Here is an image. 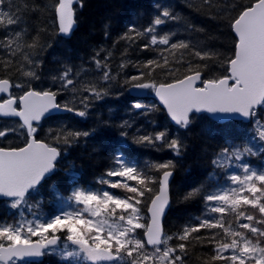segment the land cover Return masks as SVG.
Listing matches in <instances>:
<instances>
[{"label": "snow or ice", "instance_id": "1", "mask_svg": "<svg viewBox=\"0 0 264 264\" xmlns=\"http://www.w3.org/2000/svg\"><path fill=\"white\" fill-rule=\"evenodd\" d=\"M79 2L57 0V35H71L76 24L74 4ZM203 3L209 5L210 0ZM155 7L158 14L146 27L129 24L114 42V46L119 41L127 45L115 71L113 52L101 47L90 57L94 69L63 64L48 78L49 86L43 87L37 83L43 76L41 53L51 45L42 42L39 33L29 39L25 27L10 30L24 24V13L36 6L27 0H0V31L5 33L0 38V93L7 94L0 97V140L9 135L23 140V146H0V199L16 217L0 218V264H26L25 258L47 253L57 254L64 264H188L197 245L211 249L202 264H264V0L225 3L220 9H241L229 20L236 39L227 57L191 40L173 42L174 31L161 34L160 26L180 17L168 7ZM142 40L140 50L154 52V57L126 59L128 48ZM129 67L136 74L127 75L123 85L129 90H151L177 129L188 131L201 113L251 126L247 143L226 139L211 153L209 183L185 196L199 197L203 212L172 234L165 232L163 220L175 162H140L121 147L114 150L95 185L82 184L75 164L69 162L65 173L69 194L53 186L55 207L48 213L43 210L40 188L56 171L62 152L94 136L99 128L78 130L60 123L48 128L45 139H38L40 122L64 112L87 118L94 103L111 94L112 84ZM93 70V78L82 79ZM157 71L165 82L148 79ZM14 88L22 94L12 95ZM64 95L68 99L57 102ZM131 108L141 116L156 110L139 102ZM5 118L16 122L6 125ZM102 123L113 127L108 121ZM115 127L119 145L131 139L135 145L166 148L176 157L187 148L185 137L168 128L150 132L136 128L130 137L132 121L122 120ZM253 157L261 159L260 166L252 163ZM36 195L40 199L31 201Z\"/></svg>", "mask_w": 264, "mask_h": 264}, {"label": "trees", "instance_id": "2", "mask_svg": "<svg viewBox=\"0 0 264 264\" xmlns=\"http://www.w3.org/2000/svg\"><path fill=\"white\" fill-rule=\"evenodd\" d=\"M20 2V0H17ZM30 6H36L35 11L24 13L25 23L20 26H13L10 30H19L25 27L31 36L40 34L42 42L51 47H46L41 53L43 73L40 83L43 87H48L50 76L56 74L55 70L63 64L73 66L83 65L86 69H94L90 62V57L101 47L111 50L113 58L111 60L113 71L120 63V53L127 47L124 41H119L118 37L127 31L129 24L135 23L138 27H146L151 19L158 14L156 5L170 8L174 14L180 17L179 21L169 22L160 26L158 31L162 34L168 31L176 32L175 40H191L201 46L218 51L225 57L230 56L234 51L235 35L228 27L229 20L241 10L226 12L222 9L227 3L230 6L248 4L249 0H210L209 5H205L203 0H80L76 7V18L78 27L70 38H63L56 34L54 5L57 0H27ZM105 32L108 33L105 36ZM5 33L0 31V38ZM139 41L136 45L128 48L126 59L133 62L145 61L154 57L151 51L140 50ZM103 55V54H102ZM134 68L124 70L116 82L111 86V94L103 100L96 101L87 118H80L72 114L51 117L43 122L39 127L38 138L45 139L48 128L56 127L60 123L67 124L78 130H89L98 127L99 130L94 136L86 139L82 138L78 145H74L63 153L58 162V170L48 178L40 188V193L46 201L53 200L51 190L53 186L65 195L70 192L66 170L69 162L75 164L80 175L82 184L95 185L96 178L100 176L110 165V157L117 147L125 150L131 158L140 162L173 160L176 164L175 175L171 185L172 205L166 216V233L172 234L200 216L203 212V201L199 197L185 199V196L194 187L209 183L208 176L212 172L210 163L211 153L218 150L217 146H223L226 139L232 140L236 144L248 142V130L250 125L238 120H232L221 124L209 118L206 114L196 115L193 125L184 131L177 129L169 120L166 112L153 99L147 100L149 107L156 110L147 116H141L134 121V127L130 130L129 136L135 132L136 128L144 126V131H159L168 128L172 134L179 132L185 137L186 150L180 157H176L170 150L158 146V148L143 147L131 143L119 145L117 143L119 129L115 127L122 120H125L130 112L126 108H131L135 98L131 97L127 86L123 81L127 75H135ZM216 75L223 74L216 71ZM95 71L86 72L84 78H93ZM210 76H205V79ZM148 79H154L157 83L165 82L166 77L161 71H157ZM16 93H21L16 89ZM68 99L67 95L60 96V102ZM264 114V110H261ZM104 121L113 125L111 128L103 126ZM130 121L133 122L130 116ZM13 119H4L6 125L15 124ZM22 138L9 135L7 139L0 140V146H21ZM255 166L261 165L259 157L251 158ZM98 186V185H97ZM117 191V190H116ZM39 196V195H36ZM36 196H33L35 198ZM44 210V209H43ZM48 210L45 209L46 213ZM0 218L11 220V213L6 203L0 200ZM173 243L174 242H170ZM211 249L207 246L197 245L191 250L187 258L188 264H202L203 259L211 255ZM199 258V259H198Z\"/></svg>", "mask_w": 264, "mask_h": 264}, {"label": "water", "instance_id": "3", "mask_svg": "<svg viewBox=\"0 0 264 264\" xmlns=\"http://www.w3.org/2000/svg\"><path fill=\"white\" fill-rule=\"evenodd\" d=\"M77 5V3H75L74 4V8H75V6ZM75 20H76V10H75ZM77 27H78V23H77V20H76V24H75V27H74V29H73V31H72V33H71V35L70 36H68V37H66V38H70V37H72V35L74 34V32H75V30L77 29ZM64 37V36H63ZM198 86H200V85H198ZM12 91V90H11ZM130 93L133 95V96H136V97H147L148 96V93H149V90H138V89H131L130 90ZM3 96H7V94H3V93H0V97H3ZM156 99H157V101L159 102V100H158V98L156 97ZM160 103V102H159ZM161 105V104H160ZM162 106V105H161ZM208 114V113H207ZM209 116H210V114H208ZM211 117V116H210ZM212 118V117H211ZM214 120H216V121H218V122H221V123H224V122H226V121H229V120H232V119H217V118H213ZM43 121V120H42ZM41 121V122H42ZM40 122V123H41ZM55 172V171H54ZM53 172V173H54ZM52 173V174H53ZM51 174V175H52ZM174 175H175V172H174ZM174 175H173V177L170 179V184H169V195H170V204H169V206H168V208L166 209V214H165V217H164V220H163V224H164V230H165V219H166V216H167V214H168V212H169V210H170V207H171V205H172V195H171V184H172V181H173V179H174ZM29 259H38V258H40V257H28Z\"/></svg>", "mask_w": 264, "mask_h": 264}, {"label": "rangeland", "instance_id": "4", "mask_svg": "<svg viewBox=\"0 0 264 264\" xmlns=\"http://www.w3.org/2000/svg\"><path fill=\"white\" fill-rule=\"evenodd\" d=\"M153 93V92H152ZM141 104L143 103V102H140ZM129 112H130V116H131V119L133 120V123H134V121L135 120H138V118H139V114H138V110H133L132 108H126ZM130 116H129V114L127 115V117L125 118V120H130ZM141 128L144 130V126L142 125L141 126ZM114 191H116V190H114ZM61 192V191H60ZM63 195H65L64 194V192H61ZM66 196V195H65ZM40 199V196H36L35 198H33L32 199V197L30 198V200L31 201H35V200H39ZM52 200H50V201H46L45 199H44V204H43V209L45 210V209H47L48 208V210H47V212L46 213H48V212H50V211H52L53 209H54V207H55V202H51ZM51 202V203H50ZM16 217H15V215H14V211L13 212H11V220H13V219H15ZM11 220H9V221H11ZM57 257H59L57 254H55ZM57 257H52L51 255H49V258H54V259H57V260H61V258L60 259H58ZM62 261V260H61ZM64 262V261H63ZM18 264H25V262H18ZM26 264H30L29 262H26Z\"/></svg>", "mask_w": 264, "mask_h": 264}, {"label": "flooded vegetation", "instance_id": "5", "mask_svg": "<svg viewBox=\"0 0 264 264\" xmlns=\"http://www.w3.org/2000/svg\"><path fill=\"white\" fill-rule=\"evenodd\" d=\"M48 264H56V262L54 261V259H50V260H48Z\"/></svg>", "mask_w": 264, "mask_h": 264}]
</instances>
